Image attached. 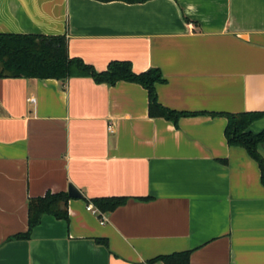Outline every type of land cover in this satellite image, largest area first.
<instances>
[{"label":"crops","instance_id":"1","mask_svg":"<svg viewBox=\"0 0 264 264\" xmlns=\"http://www.w3.org/2000/svg\"><path fill=\"white\" fill-rule=\"evenodd\" d=\"M0 35L64 37L98 73L159 69L158 103L185 114L154 117L144 86L91 72L0 78V264H264L261 170L225 136V114H264V0H0ZM70 187L67 220L13 238L30 199Z\"/></svg>","mask_w":264,"mask_h":264},{"label":"trees","instance_id":"2","mask_svg":"<svg viewBox=\"0 0 264 264\" xmlns=\"http://www.w3.org/2000/svg\"><path fill=\"white\" fill-rule=\"evenodd\" d=\"M75 70L80 74L91 72L98 83L113 85L120 81H129L144 86L149 92L150 111L154 117H164L177 122L181 116L185 115L171 111L158 103L155 88L157 83L163 81L159 69L136 74L132 64L124 61L113 62L107 71L98 73L81 60L69 58L64 37L0 35V78L25 77L62 80L72 76V71ZM263 115V113L256 112L225 114L228 119L225 136L229 145L244 148L259 164L261 181L264 185V157L261 154V147L264 146V130L260 133L250 131L251 125ZM70 200L67 192L48 193L44 197L30 199L28 207L29 230L26 234L13 238L29 239L33 229L42 222L45 215L67 220ZM126 201V199L120 198L95 199L92 202L106 213L115 210ZM190 254V252L176 253L171 256L159 257L151 263L160 261L163 264H190Z\"/></svg>","mask_w":264,"mask_h":264},{"label":"water","instance_id":"3","mask_svg":"<svg viewBox=\"0 0 264 264\" xmlns=\"http://www.w3.org/2000/svg\"><path fill=\"white\" fill-rule=\"evenodd\" d=\"M69 195L71 198H82V194L74 187H70Z\"/></svg>","mask_w":264,"mask_h":264},{"label":"built area","instance_id":"4","mask_svg":"<svg viewBox=\"0 0 264 264\" xmlns=\"http://www.w3.org/2000/svg\"><path fill=\"white\" fill-rule=\"evenodd\" d=\"M112 130V128H110ZM88 210L93 212L94 214H99L102 215V213H100V211L98 209H96L92 204H90L88 206ZM102 223H104V220H102Z\"/></svg>","mask_w":264,"mask_h":264},{"label":"rangeland","instance_id":"5","mask_svg":"<svg viewBox=\"0 0 264 264\" xmlns=\"http://www.w3.org/2000/svg\"><path fill=\"white\" fill-rule=\"evenodd\" d=\"M263 147V146H262Z\"/></svg>","mask_w":264,"mask_h":264}]
</instances>
